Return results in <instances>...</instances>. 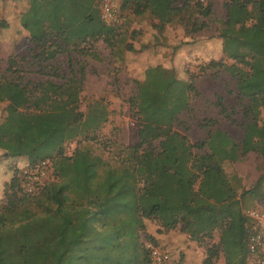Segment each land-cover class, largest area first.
Returning a JSON list of instances; mask_svg holds the SVG:
<instances>
[{"label":"trees","instance_id":"trees-1","mask_svg":"<svg viewBox=\"0 0 264 264\" xmlns=\"http://www.w3.org/2000/svg\"><path fill=\"white\" fill-rule=\"evenodd\" d=\"M26 2L19 13L20 26L46 59L67 50L98 58L80 46L100 40L111 56L123 59L118 44L124 37L116 23L103 20L98 0ZM224 7L218 38L232 63L211 60L187 80L161 64L148 66L129 99L138 125L136 144H116L117 152L109 158L87 145L65 155V144L80 135L94 140L89 132L105 121V111L97 108L84 120L77 112L66 125L52 122L38 142L23 140L18 153H1L5 158H25L32 165L49 160L54 177L32 194L22 187L21 172L12 169L5 202L0 204V264H148L140 232L144 220L150 219L165 230L178 227L192 241L211 238L218 230V243L207 250L203 264H211L219 253L225 264L246 263L249 219L241 201L247 196L264 199V171L244 189L228 167L250 154L264 160V0H227ZM124 9L135 16L147 15L158 31L184 25L187 35L206 29L204 19L212 14L210 0H121L120 10ZM123 50L136 51L132 43ZM217 68L236 80V103L244 122L238 124L231 117L235 110H227L220 97L216 105L242 129V139L236 143L217 129L191 143L174 126L191 111L196 78ZM79 75L64 85L51 84L53 95L78 105L83 69ZM23 92L15 82L0 81V103ZM195 149L205 152L197 155ZM147 241L161 247L150 236Z\"/></svg>","mask_w":264,"mask_h":264},{"label":"rangeland","instance_id":"rangeland-1","mask_svg":"<svg viewBox=\"0 0 264 264\" xmlns=\"http://www.w3.org/2000/svg\"><path fill=\"white\" fill-rule=\"evenodd\" d=\"M226 1L210 0L212 14L204 19L208 27L193 35H187L184 25L180 24L167 26L163 31L155 30L152 27L154 20L147 15L139 17L129 9L120 10L116 28L124 37V42L118 44L123 51L122 60L111 56L110 49L101 40L80 46L95 53L98 58L67 50L58 53L55 58L46 59L20 26L19 13L26 7V0L0 1V81L15 82L24 89L9 103H0V117L4 119L7 113L10 115L11 128L16 129L21 141L28 138L38 142L52 122L66 125L77 112L82 113L84 120L94 109H103L105 121L98 130L89 132L94 140H85L80 135L65 144V155H72L77 146L83 145L92 147L94 153L105 158L115 155L116 144L134 145L138 141V125L129 99L136 94L137 82L143 80L148 66L161 64L173 69L179 79L187 80L189 74L198 75L201 65L211 61L208 56L226 65L232 63L225 58L222 40L218 38V30L225 20ZM127 43H132L136 51H124ZM80 69H83L85 79L78 105L65 97L54 96L50 85H64L74 75L79 78ZM243 69L246 70L245 67ZM218 70L212 69L196 78L194 85L197 93L191 95V111L183 113L180 123L174 126V130L185 135L191 143L203 140L217 129L236 143L242 139V129L220 114L216 105L220 97L227 110H235L231 117L237 119L238 124L244 122L242 109L236 103V80L227 71ZM209 120L216 123L210 124ZM4 136L7 137V125L0 126V150L10 153ZM193 152L200 155L205 151L195 149ZM39 163L32 165L20 157L0 165V204L5 202L4 192L9 181L2 183L3 173L7 174V171L12 175V169H18L24 177L22 187L32 194L37 193L45 182L53 180L52 162L46 160L45 165L38 167ZM228 169L238 175L241 187L246 189L264 171V160L250 154ZM261 206H264V199L247 196L241 201L244 215L246 210ZM144 224L145 228L140 232L142 242L152 237L169 252L175 264H203L208 257L207 250L219 240L218 230L211 238L192 241L178 227L165 230L152 219L144 220ZM211 264H225L223 254L219 253Z\"/></svg>","mask_w":264,"mask_h":264},{"label":"built area","instance_id":"built-area-1","mask_svg":"<svg viewBox=\"0 0 264 264\" xmlns=\"http://www.w3.org/2000/svg\"><path fill=\"white\" fill-rule=\"evenodd\" d=\"M102 18L108 24L117 23L121 0H98ZM45 161L38 167L45 165ZM248 224L247 257L245 264H264V206L246 210ZM144 248L148 254V264H175L171 255L161 247L144 241Z\"/></svg>","mask_w":264,"mask_h":264},{"label":"crops","instance_id":"crops-1","mask_svg":"<svg viewBox=\"0 0 264 264\" xmlns=\"http://www.w3.org/2000/svg\"><path fill=\"white\" fill-rule=\"evenodd\" d=\"M208 60H216V59L212 56H208ZM13 98H11L10 100H5V102L9 103V101L13 100ZM3 118L4 119L7 118V120H5V122H4L2 117H0V124L4 122L0 126L7 125V137L4 136V142L5 141L7 142V148L10 149V153H18V152H20V145H21L22 141L19 138V135H18L16 129L11 128V127H13V125L11 124V121H10V115L7 113L6 117L3 116ZM1 142H2V138H0V143ZM1 153H3V151L0 150V155H1ZM11 159H14V158H4V157L0 156V165L6 164V163L8 164V162H10ZM11 177H12V175L9 171H7V174L3 173V180L4 181L2 184H4V182L10 181Z\"/></svg>","mask_w":264,"mask_h":264}]
</instances>
